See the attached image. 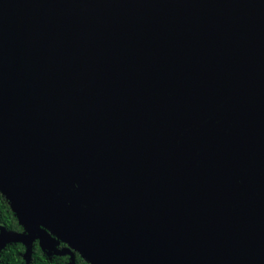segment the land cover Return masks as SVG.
<instances>
[{
	"label": "water",
	"instance_id": "obj_1",
	"mask_svg": "<svg viewBox=\"0 0 264 264\" xmlns=\"http://www.w3.org/2000/svg\"><path fill=\"white\" fill-rule=\"evenodd\" d=\"M0 192L25 264H264V0H0Z\"/></svg>",
	"mask_w": 264,
	"mask_h": 264
},
{
	"label": "trees",
	"instance_id": "obj_2",
	"mask_svg": "<svg viewBox=\"0 0 264 264\" xmlns=\"http://www.w3.org/2000/svg\"><path fill=\"white\" fill-rule=\"evenodd\" d=\"M0 225L8 231L23 232V226L18 222V215L9 199L0 192ZM67 244L60 240L57 245L62 248ZM74 253V264H91L77 249L71 247ZM25 246L20 242H7L0 249V264H25ZM29 264H71L69 254H55L43 250L38 245L37 239L32 243L31 259Z\"/></svg>",
	"mask_w": 264,
	"mask_h": 264
}]
</instances>
